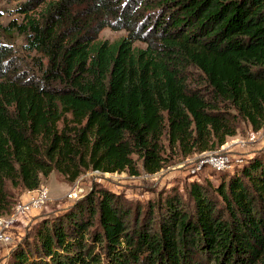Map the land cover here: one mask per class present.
I'll return each mask as SVG.
<instances>
[{
    "label": "trees",
    "instance_id": "16d2710c",
    "mask_svg": "<svg viewBox=\"0 0 264 264\" xmlns=\"http://www.w3.org/2000/svg\"><path fill=\"white\" fill-rule=\"evenodd\" d=\"M0 37V216L58 173L160 172L264 128V0H21ZM126 36L102 40L104 29ZM141 43L144 46L137 45ZM142 209L96 187L8 264H264V150ZM140 203V202H139Z\"/></svg>",
    "mask_w": 264,
    "mask_h": 264
},
{
    "label": "rangeland",
    "instance_id": "374dc122",
    "mask_svg": "<svg viewBox=\"0 0 264 264\" xmlns=\"http://www.w3.org/2000/svg\"><path fill=\"white\" fill-rule=\"evenodd\" d=\"M19 1L21 0H0V25L6 26L14 19H21L16 13ZM126 35L123 30L114 31L107 28L100 33V39L115 41ZM0 41L14 45L17 51L25 55L22 48L25 43L23 37L17 35L9 40L0 37ZM137 45L144 46L141 43H137ZM237 124L239 127L237 135L229 138L223 147L213 153L223 155L231 160L232 166L221 172L211 167L198 168L202 159L206 157L203 154H193L189 157L176 154L170 156L164 168L153 175L146 174L142 170L139 176H131L125 172L97 176L94 171H88L81 175L76 182L69 183L58 173H53L42 182V186L49 189L47 203L40 209L32 210L26 217L19 216L18 222L9 233L11 241L0 243V264H8L12 249L32 233L41 219L62 212L76 202L67 198V194L75 187V184L83 189L79 198L85 196L90 190L101 187L122 195L134 206L139 205L142 209H145L144 207L150 199H156L160 193L169 192L173 188H177L181 193L187 195V186L192 181H207L217 185L223 177L232 175L239 169L248 158L264 150V128L254 132L248 124L241 121H238ZM12 193L16 194V203L26 201L31 196L29 192L23 193V191L12 190ZM15 206L8 217L15 213Z\"/></svg>",
    "mask_w": 264,
    "mask_h": 264
},
{
    "label": "built area",
    "instance_id": "2783aa9c",
    "mask_svg": "<svg viewBox=\"0 0 264 264\" xmlns=\"http://www.w3.org/2000/svg\"><path fill=\"white\" fill-rule=\"evenodd\" d=\"M213 153L214 152L203 153V155H205L206 157L202 159V161L200 162V167L198 168L211 167L212 169L221 172L225 169H229L232 166V164L230 163V158L225 157L223 155H216ZM94 174L100 176L104 173H101L100 171L96 170L94 171ZM82 192L83 189L77 184H75V187L72 188L67 194V198L71 200H76L79 198ZM29 194H31L30 199L26 201H21L16 204L14 208L15 213L13 215H11L10 217L0 216V243H6L11 241V236L9 233L18 222L19 216H28V214L32 210L42 208L49 200V189L46 186H41L36 191H30Z\"/></svg>",
    "mask_w": 264,
    "mask_h": 264
}]
</instances>
